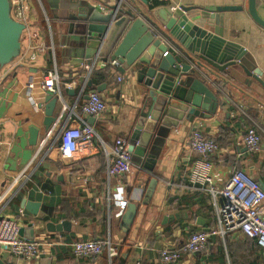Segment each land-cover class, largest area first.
Segmentation results:
<instances>
[{
	"label": "crops",
	"instance_id": "crops-1",
	"mask_svg": "<svg viewBox=\"0 0 264 264\" xmlns=\"http://www.w3.org/2000/svg\"><path fill=\"white\" fill-rule=\"evenodd\" d=\"M60 1L42 0L48 22L39 2L30 0L32 30L38 35L34 40L25 35L20 58L0 70V193L26 168L30 174L29 180L15 186V195L6 201L3 213L19 220L27 233H35V239L44 242L37 259L27 261L2 248L0 258L5 264H172L161 260V250L179 246L192 232L208 229L217 218L212 196L188 182L189 169L197 158L190 148L192 130L202 129L219 144V151L212 157L219 184L225 183L233 170L243 169L264 188V133L260 152L251 153L244 144L245 133L254 122L264 130V86L241 69L237 80L215 81L220 89L211 84L218 104L213 100L203 102L192 115L193 120L184 118L168 132L165 128L155 132L143 160H134L132 172L123 179L130 202L137 204V213L127 225L123 218L127 210L118 217V207L108 201V190L115 180L108 176L107 152L100 141H94L75 158H64L55 138L64 124L77 125L73 117L65 123L68 112L64 113V108L75 104L81 108L91 90L88 83L98 73V86H104L100 93L108 111L102 116L84 117L109 146L117 137L131 140L139 116L147 112V78L140 81L121 72V66L102 69L98 65L90 75L84 64L76 67L75 50L79 45L68 33V21L57 15L65 10L59 6ZM83 1L98 9L99 5L110 7L119 2ZM135 1L146 19L153 18V10L159 6L212 13L222 6L235 7L223 13L225 37L248 50L244 64L249 71L259 72L264 82V27L252 18L249 0ZM120 4L126 7L124 0ZM257 9L264 19V1L257 0ZM41 44L48 48L42 51L35 47ZM54 69L60 75V94L53 95L62 100L55 111L58 118L46 126L43 99L48 94L35 95L36 106L30 99V88ZM32 127L39 130L35 145L30 143ZM152 178L159 181L151 203L146 205L144 193ZM24 202L39 207L34 213L35 208H27ZM88 239L110 240L118 247V254L112 259L106 251L99 256L76 257L73 243ZM253 241L238 233L225 239L210 237L205 248L184 255L177 264H264V251L255 250Z\"/></svg>",
	"mask_w": 264,
	"mask_h": 264
},
{
	"label": "water",
	"instance_id": "water-1",
	"mask_svg": "<svg viewBox=\"0 0 264 264\" xmlns=\"http://www.w3.org/2000/svg\"><path fill=\"white\" fill-rule=\"evenodd\" d=\"M120 1L110 6L109 12H103L83 0H61L59 6L65 10L57 15L68 21V33L79 45L74 49L78 57L76 67L91 63L95 57L105 62L117 59L121 63V72L135 75L140 81L147 78L144 84L148 89L144 102L147 112L139 116L131 133L130 151L135 161L143 160L156 131L161 132L165 128L168 132L184 118L193 120L192 115L203 102L213 100L215 105L218 104L219 98L211 84L237 80L242 69L264 86L260 73L249 71L244 64L248 50L225 37L223 13L235 7L222 6L212 13L184 6H159L153 10V18L146 19L135 0H127L129 4L124 0L126 7L119 6ZM12 7V0H0V70L22 54L26 24L13 17ZM249 11L252 18L264 27L257 0H249ZM167 42L177 47L179 52ZM189 60L197 67H192ZM203 75L211 81L203 79ZM88 86L99 92L104 87L95 86L92 81ZM43 100L46 102L45 125L50 126L58 118L55 111L62 99L48 94ZM38 134L39 130L32 127L31 144L37 143ZM158 181L157 178L150 180L144 193V204L151 203ZM26 203L24 206L26 204L27 208H35L34 213L39 207L32 202ZM136 213L137 204L130 202L123 217L127 225L132 223ZM26 230L22 228L21 234L35 239V233L30 234ZM0 264H5L2 258Z\"/></svg>",
	"mask_w": 264,
	"mask_h": 264
},
{
	"label": "built area",
	"instance_id": "built-area-1",
	"mask_svg": "<svg viewBox=\"0 0 264 264\" xmlns=\"http://www.w3.org/2000/svg\"><path fill=\"white\" fill-rule=\"evenodd\" d=\"M37 1L45 14L46 20L49 22L42 0ZM159 1L168 2L171 0ZM12 4L13 17L26 24L23 37L29 35V38L34 40L38 34L32 30L33 13L30 0H12ZM99 10L109 12L110 8L99 5ZM152 27L157 31L154 26ZM167 44L179 52L177 47L169 42ZM35 47L42 51L48 48L45 44ZM52 49L55 54L53 45ZM189 63L192 67H197L191 60H189ZM98 65L102 69H111L112 67H120L121 63L117 59L105 62L95 57L91 63H85L83 67L90 75ZM203 77L211 81L206 75H203ZM118 79L122 80V77L120 76ZM59 83L60 75L57 69L49 70L42 80L36 81L30 88L32 103L38 105L37 97H35L38 94L42 96L45 94H60ZM215 85L220 89L217 84ZM106 111H108V104L103 95L95 89L90 90L88 98L81 108H78L76 104L64 108V113L68 112L65 116L67 117L65 123L73 117L76 119L77 125L64 124L59 130L55 142H58L62 157L75 158L83 150L92 147L94 141H100L107 152L108 176L110 179L115 180L114 186L111 184L112 187L108 190V201L118 207L116 216L120 217L127 210L131 201L123 183V179L132 172L134 165V155L130 151V140L126 137H117L113 144L109 146L99 136L94 126L84 117V115L102 116ZM61 117H63V114H61ZM263 133V128L256 122L247 129L244 144L249 152L258 153L261 151ZM45 142L46 138L43 146L46 144ZM190 148L197 158L189 169L188 182L192 187L206 191L212 196L217 218L215 223L208 229L192 232L179 246L163 248L160 253L161 260L164 263L177 264L184 255L196 253L205 248L210 237L218 236L225 239L229 234L234 233L242 234L254 240L256 245L264 251V188L262 185L243 169L233 170L229 179L225 183L219 184L215 178V165L212 159L219 151V144L213 138L208 137L202 129L195 128L192 130ZM26 170L27 168L19 176L13 178L7 189L0 193V248L7 250L18 258L29 261L37 259L42 254L44 242L25 238L21 234L22 225L19 220L3 213L6 201L15 195V186L23 179H30V174L26 173ZM20 212L23 213L24 209H21ZM104 251L112 259L118 254V247L114 246L110 240L88 239L73 243V253L78 258L99 256ZM137 264L141 263L138 262Z\"/></svg>",
	"mask_w": 264,
	"mask_h": 264
},
{
	"label": "trees",
	"instance_id": "trees-1",
	"mask_svg": "<svg viewBox=\"0 0 264 264\" xmlns=\"http://www.w3.org/2000/svg\"><path fill=\"white\" fill-rule=\"evenodd\" d=\"M98 74V73H97ZM96 73L95 74H93V76H92V82H93V84L94 85H96V86H98V84L100 83L99 82V80H98V78L99 77H101V76H99V75H97ZM107 73H102V76H104V75H106ZM253 244H252V246H254V249L256 250V247L258 248V249H260L257 245H256V243H255V241H253L252 242ZM260 250H262V249H260Z\"/></svg>",
	"mask_w": 264,
	"mask_h": 264
},
{
	"label": "rangeland",
	"instance_id": "rangeland-1",
	"mask_svg": "<svg viewBox=\"0 0 264 264\" xmlns=\"http://www.w3.org/2000/svg\"><path fill=\"white\" fill-rule=\"evenodd\" d=\"M243 261H244V260H243ZM243 261H242V262H243Z\"/></svg>",
	"mask_w": 264,
	"mask_h": 264
}]
</instances>
